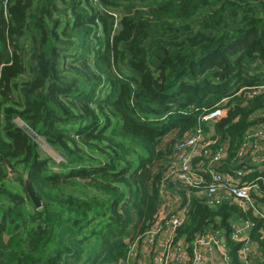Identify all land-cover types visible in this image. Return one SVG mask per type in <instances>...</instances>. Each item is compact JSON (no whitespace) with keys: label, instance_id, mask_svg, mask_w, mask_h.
I'll use <instances>...</instances> for the list:
<instances>
[{"label":"trees","instance_id":"trees-1","mask_svg":"<svg viewBox=\"0 0 264 264\" xmlns=\"http://www.w3.org/2000/svg\"><path fill=\"white\" fill-rule=\"evenodd\" d=\"M214 107L225 115L202 121ZM260 124L264 0H0V264H124L162 183L189 202L175 241L190 251L217 232L229 264H242L232 234L246 225L264 264V220L164 179L176 140L200 128L212 150L227 146L218 173L253 171L244 179H257L250 197L264 209V170L238 157ZM92 190L105 199L74 196Z\"/></svg>","mask_w":264,"mask_h":264},{"label":"built area","instance_id":"built-area-1","mask_svg":"<svg viewBox=\"0 0 264 264\" xmlns=\"http://www.w3.org/2000/svg\"><path fill=\"white\" fill-rule=\"evenodd\" d=\"M262 90V87L254 88L252 93L258 94ZM223 115H225L224 110L214 107L205 110L201 120L212 123ZM260 145L264 147V124L252 127L245 132L238 157H248L257 167L259 166L261 172L264 170V148ZM214 146L215 141L207 140L200 128L176 140L172 151V164L166 170L164 179L171 183H180L194 188L195 196L209 207H215L225 200H230L242 210H252L256 217L264 220V209L255 206L250 197L251 194L259 192L255 183L257 179L253 181L244 179L253 171L246 169L242 172L238 169L231 176L218 173L213 166L225 158L227 146L223 145L217 150H212ZM195 158H202V160L193 165ZM204 161H207L206 173L209 177V184H206L202 174ZM159 194L161 202L172 198L175 209L169 210L166 204H160L153 223L142 235L145 237L139 238L133 244L135 246L144 244L149 250L146 264H218L214 261L215 256L219 258L221 264L230 263L224 239L217 232L197 236L190 251L185 247L183 239L175 241L177 229L186 220L189 202L183 203L179 195L169 192L164 183L160 184ZM241 226L232 234V240L241 244L238 256L243 263H247V256L250 260L254 248L250 247L252 244L245 231L244 235L241 233L247 228L246 225ZM260 233L264 237V224ZM127 260L129 264L130 259L127 258Z\"/></svg>","mask_w":264,"mask_h":264},{"label":"rangeland","instance_id":"rangeland-1","mask_svg":"<svg viewBox=\"0 0 264 264\" xmlns=\"http://www.w3.org/2000/svg\"><path fill=\"white\" fill-rule=\"evenodd\" d=\"M92 2H96V0H92ZM30 51L29 50H26V52H25V61H26V64L28 63V58H29V56H30ZM28 79V74L26 75V76H24L23 78H21V80H22V82L23 81H26ZM21 82H19L18 84H20ZM14 96H16V94H14ZM35 141V140H34ZM36 142H39V140L38 139H36ZM262 148H264L263 147V145H260ZM39 148H40V150L43 152V153H50L51 155H50V157L51 158H53V159H55L57 162H60L62 159H60L57 155H55L54 153H52L50 150H48L47 148H46V146H44V145H39ZM129 151V150H128ZM88 156H90V157H94V159L95 160H102L103 158H102V156L98 153V152H92L91 154H87ZM133 157L131 156V154L128 152V155H127V159L128 160H131ZM170 166V165H169ZM168 166V167H169ZM52 169L53 170H55L56 171V169L57 168H55V167H52ZM74 196H76V197H79V198H83V199H86V198H89V197H97L98 199H105L104 198V196L102 195V194H100V193H98L97 191H95V190H92V191H88V192H83V191H77L75 194H74ZM162 204H166V208H168L169 210H174L175 208H174V206H175V204L173 203V200H172V198L171 199H169V200H164V201H162L161 202V205ZM160 205V206H161ZM259 208H260V206H258ZM159 210V209H158ZM236 228H235V231L236 230H238L240 227H242L241 225H238V224H236ZM244 231H245V229L244 230H242L241 231V233L244 235ZM145 236H143L142 238H144ZM147 243V242H146ZM250 243L252 244V246H250L251 248H254V249H256L255 247H253V246H255L256 244L254 243V242H251L250 241ZM139 248H140V246L138 247V246H135V245H130L129 246V250H127V258L128 259H132L133 260V263H135V264H138L137 263V260H139L138 258H136V256H138V251H139ZM256 253H254V252H251V255H250V260H249V258H248V256H247V263H243L242 262V264H258V262H255L256 261ZM213 260V259H212ZM215 261V260H214ZM255 262V263H254ZM261 262V261H260ZM218 264H220V261L218 260V262H217ZM124 264H127V260H126V262L124 263Z\"/></svg>","mask_w":264,"mask_h":264},{"label":"crops","instance_id":"crops-1","mask_svg":"<svg viewBox=\"0 0 264 264\" xmlns=\"http://www.w3.org/2000/svg\"><path fill=\"white\" fill-rule=\"evenodd\" d=\"M256 249H254V253H256L257 255H256V261L255 262H260V261H262L261 260V257H260V253H259V250H258V248H257V246H254ZM147 248L145 247H142L141 246V248H140V250L138 251V256H137V258L139 259L138 261H137V263L138 264H146V261H147V250H146ZM214 260L216 261V263L218 262V260H219V258H217L216 256L214 257ZM220 261V260H219ZM254 262V263H255ZM221 264V263H220Z\"/></svg>","mask_w":264,"mask_h":264},{"label":"water","instance_id":"water-1","mask_svg":"<svg viewBox=\"0 0 264 264\" xmlns=\"http://www.w3.org/2000/svg\"><path fill=\"white\" fill-rule=\"evenodd\" d=\"M25 188H26V192L28 193L31 201L34 203L36 208H40V202L38 201L36 196H34L32 190H31V187H30V185H29V183L27 181H25Z\"/></svg>","mask_w":264,"mask_h":264},{"label":"clouds","instance_id":"clouds-1","mask_svg":"<svg viewBox=\"0 0 264 264\" xmlns=\"http://www.w3.org/2000/svg\"><path fill=\"white\" fill-rule=\"evenodd\" d=\"M96 2H97V0H96ZM95 3V2H94Z\"/></svg>","mask_w":264,"mask_h":264}]
</instances>
